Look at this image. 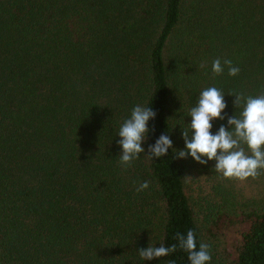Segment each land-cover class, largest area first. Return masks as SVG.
Masks as SVG:
<instances>
[{
    "label": "trees",
    "instance_id": "1",
    "mask_svg": "<svg viewBox=\"0 0 264 264\" xmlns=\"http://www.w3.org/2000/svg\"><path fill=\"white\" fill-rule=\"evenodd\" d=\"M217 58L238 75L213 77ZM208 87L227 104L212 134L242 111L229 93H264V0H0V264H190L179 248L139 256L190 229L223 264L215 240L232 225L233 264H264V194L239 202L215 161L176 158ZM137 105L156 116L122 169L117 133ZM161 134L172 147L147 159Z\"/></svg>",
    "mask_w": 264,
    "mask_h": 264
},
{
    "label": "clouds",
    "instance_id": "2",
    "mask_svg": "<svg viewBox=\"0 0 264 264\" xmlns=\"http://www.w3.org/2000/svg\"><path fill=\"white\" fill-rule=\"evenodd\" d=\"M228 68L229 76H236L239 68L232 66V61L225 59L223 64L219 58L211 65L213 77ZM224 93L216 87H208L200 92L197 103L189 111L191 122L182 129L184 148L176 153V158L191 157L193 161L205 165L215 161L213 170L220 179L246 181L255 179L264 174V93L258 96H245L243 93H229L235 97L233 105L242 108L239 116L228 117L226 129L221 125L215 134L211 133L212 121L224 120L222 115L227 104ZM156 116L150 107L135 106L130 116L123 121L117 135L121 149L119 163L122 169L129 167L139 158L145 149L141 146L146 141L150 131L148 122ZM172 147L169 136L161 134L154 144L148 145L146 158H161ZM149 187V182L144 181L136 189L144 191ZM177 243L170 247L148 246L139 250L143 260L164 257L177 248L187 253L190 264H208L211 260L209 245L200 243L197 249L195 233L188 230L186 235L177 233Z\"/></svg>",
    "mask_w": 264,
    "mask_h": 264
},
{
    "label": "rangeland",
    "instance_id": "3",
    "mask_svg": "<svg viewBox=\"0 0 264 264\" xmlns=\"http://www.w3.org/2000/svg\"><path fill=\"white\" fill-rule=\"evenodd\" d=\"M210 182L204 183L205 191H209V184ZM196 183L193 185V189L198 191ZM236 189H234L236 200L245 201L247 199L256 198L260 199L262 198L264 194V184L255 183V182H247V181H237L236 183ZM240 187V189L238 188ZM244 226L241 225H232L230 228L221 231L222 234L217 235V242L219 244V251L221 253L218 254V258H221L223 256V264H233V245H236L238 241L240 240V233L239 231L243 230ZM221 264V263H220Z\"/></svg>",
    "mask_w": 264,
    "mask_h": 264
}]
</instances>
